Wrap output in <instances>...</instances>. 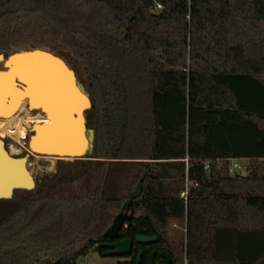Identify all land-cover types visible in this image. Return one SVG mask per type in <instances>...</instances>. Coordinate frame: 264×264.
Listing matches in <instances>:
<instances>
[{
  "label": "trees",
  "instance_id": "16d2710c",
  "mask_svg": "<svg viewBox=\"0 0 264 264\" xmlns=\"http://www.w3.org/2000/svg\"><path fill=\"white\" fill-rule=\"evenodd\" d=\"M18 47L82 79L94 140L0 199V264L101 253L144 172L119 238L157 240L117 264H264V0H0V54Z\"/></svg>",
  "mask_w": 264,
  "mask_h": 264
},
{
  "label": "water",
  "instance_id": "95a60500",
  "mask_svg": "<svg viewBox=\"0 0 264 264\" xmlns=\"http://www.w3.org/2000/svg\"><path fill=\"white\" fill-rule=\"evenodd\" d=\"M34 52L46 55L43 68H40L42 72H38L37 77L42 76L45 81L51 79L53 83L57 79L60 81L62 93L67 95L73 104L70 106L71 119L69 120V125L67 121L59 122V115H56V111L49 113L48 108L44 107L42 102L35 101L33 98L31 100L30 94L33 95L34 93L23 94L21 99L25 100L26 107L31 109V112L39 111L43 119H49L50 121L48 123H32L27 139V152L21 157L11 155L5 147L4 140L0 137V199L11 198L14 190L17 189L31 190L34 188L35 178L27 169V159L31 154L65 160L87 158L91 154L94 131L87 128L85 119V111L90 108L91 102L84 85L78 80L75 71L69 67L62 57L46 48H13L7 55L0 54V62L3 66V69H0V76L13 70L11 68L16 62L20 67L16 68L17 71L15 70L10 78L12 84L16 89L22 90V92L28 90L27 79L23 75L28 71L27 77L34 82L36 81V79H33L34 76H32V68L36 67L39 59L35 58L36 55H30ZM23 53L27 56L19 58L18 62L13 61V56ZM20 59H25L26 63L22 64ZM28 63L35 65L30 66ZM20 70H24V74L20 73ZM34 85L36 86L37 84ZM145 173H142L134 189L128 193L127 200L124 202L125 210H121L114 216L103 233L105 238L112 241L97 244L98 248L104 249L101 252L102 255L126 256L131 253L133 243L148 244L157 240L155 236L147 235H136L133 240L130 238H119L121 228L129 220L128 208L131 201L140 194L141 181ZM141 256L142 250L139 249L135 264L141 263Z\"/></svg>",
  "mask_w": 264,
  "mask_h": 264
},
{
  "label": "bare ground",
  "instance_id": "6f19581e",
  "mask_svg": "<svg viewBox=\"0 0 264 264\" xmlns=\"http://www.w3.org/2000/svg\"><path fill=\"white\" fill-rule=\"evenodd\" d=\"M30 55H36L35 58H38L39 60L36 64V67L34 66V68H32L33 71L32 76H34L33 79H36L35 82L31 78L27 77L28 71L26 66L25 68L27 72L25 71L26 72L25 74H24L25 68H23L24 69L23 71L20 70V73L24 74L23 76L27 79L28 90L22 92V90L16 89L10 79L12 74H14L13 72H15V70L17 71L16 68L20 67L18 63L15 62L16 65L14 64V66L11 68L13 70H10L9 73L0 76V114L4 116L0 118V134H6L8 136H13V137L16 136L19 137V139L25 136V130H23L24 128L22 129L21 127H19V121H16L14 125L11 124L12 121L14 120L11 117V114H13L16 108L19 106V102L24 93H28V94H30L31 92L34 93L33 95L30 94L31 100L33 98V100L35 101L42 102L44 104V107L48 108L49 113L56 111V115H59V122L67 121L68 125H69V120L71 119L70 106L73 105L69 97L62 93L60 87V81L58 79L56 80L55 83H53L51 79H47L45 81L42 78V76L37 77V73L42 72L40 68H43L46 55L38 52H34L33 54ZM25 56L27 55L24 53L17 54L15 55V57L13 56L14 58L12 57V59L13 61H17L19 58ZM20 61H22V64L26 63L25 59L22 60L20 59ZM28 65L33 66L35 64L28 63ZM34 84L37 85L35 86ZM29 90L31 91L29 92ZM21 104H23V102ZM30 110L31 109H29V112L31 113ZM38 117L40 116L38 115ZM49 121H50L49 119L37 118V119H33L32 123H41V122L48 123ZM49 158L53 159V157H49Z\"/></svg>",
  "mask_w": 264,
  "mask_h": 264
},
{
  "label": "rangeland",
  "instance_id": "374dc122",
  "mask_svg": "<svg viewBox=\"0 0 264 264\" xmlns=\"http://www.w3.org/2000/svg\"><path fill=\"white\" fill-rule=\"evenodd\" d=\"M0 69H3L1 62H0ZM79 81L81 82L82 79H80ZM21 105L23 106V108ZM21 105L13 114H11V117L14 119L11 124L14 125L16 121H19V127H21L22 129L24 128L23 130H25V136L19 139V137L16 136L13 137V136H8L6 134H0V137L5 142V147L7 151L11 155L17 157L24 156V154L27 152V139H28V135L30 134L29 129L32 125L33 119H37V118L43 119V116L40 112L32 111L30 113L25 109L26 108L25 100ZM38 115L40 117H38ZM55 161H56L55 158L51 159L47 156L31 154L27 159V169L30 171L33 177L36 178L38 175H41L43 173H52L55 169ZM179 228H180L179 223H171L170 225L171 230L179 229ZM123 258H124L123 256L102 255L97 250L92 249L89 251L87 255L81 257L80 264H117L118 261L123 260Z\"/></svg>",
  "mask_w": 264,
  "mask_h": 264
},
{
  "label": "built area",
  "instance_id": "2783aa9c",
  "mask_svg": "<svg viewBox=\"0 0 264 264\" xmlns=\"http://www.w3.org/2000/svg\"><path fill=\"white\" fill-rule=\"evenodd\" d=\"M156 7L160 8L161 6L157 4ZM205 167H207V164L205 165ZM246 168H247V159L232 158L229 160L228 171L231 175L244 174ZM181 195L183 196L184 193H182Z\"/></svg>",
  "mask_w": 264,
  "mask_h": 264
},
{
  "label": "flooded vegetation",
  "instance_id": "af4514ba",
  "mask_svg": "<svg viewBox=\"0 0 264 264\" xmlns=\"http://www.w3.org/2000/svg\"><path fill=\"white\" fill-rule=\"evenodd\" d=\"M22 102H24L23 99L20 100V102H19V106L21 105ZM19 106L16 108V110L19 108ZM25 109H26L27 111H29V108L26 107ZM16 110H15V111H16ZM15 111H14V112H15ZM0 116H3V115L0 114ZM0 118H2V117H0ZM111 241H112V240H111Z\"/></svg>",
  "mask_w": 264,
  "mask_h": 264
}]
</instances>
